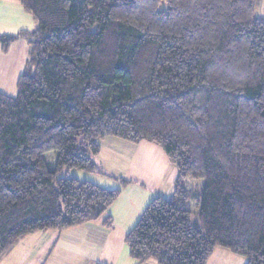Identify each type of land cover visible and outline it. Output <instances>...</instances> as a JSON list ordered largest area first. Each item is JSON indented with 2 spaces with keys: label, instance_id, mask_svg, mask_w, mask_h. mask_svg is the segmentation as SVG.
I'll use <instances>...</instances> for the list:
<instances>
[{
  "label": "trees",
  "instance_id": "trees-1",
  "mask_svg": "<svg viewBox=\"0 0 264 264\" xmlns=\"http://www.w3.org/2000/svg\"><path fill=\"white\" fill-rule=\"evenodd\" d=\"M18 1L35 27L0 34L5 52L29 46L17 95L0 91V261L28 234L106 214L121 189L69 173L126 185L98 168L116 136L155 143L178 170L125 237L137 264H208L217 247L264 264L258 0ZM187 178L204 180L198 214Z\"/></svg>",
  "mask_w": 264,
  "mask_h": 264
},
{
  "label": "crops",
  "instance_id": "crops-1",
  "mask_svg": "<svg viewBox=\"0 0 264 264\" xmlns=\"http://www.w3.org/2000/svg\"><path fill=\"white\" fill-rule=\"evenodd\" d=\"M2 2L22 12L16 5L18 3L23 8L18 0H0V4ZM23 10L28 13L24 8ZM26 17L29 19V16ZM11 19L10 24L13 26L18 24V29L3 33H15L21 29L31 30L35 27L33 17L32 26L26 20L25 23L20 24L12 15ZM28 50V42L25 39L11 43L6 52L3 51L0 43V91L12 96L17 95V83L24 72ZM99 144L101 150L97 163L100 168L109 175L129 180L126 185L122 183L118 185L119 181L116 182V179L103 175L117 184H110L109 188L121 189L120 196L106 214L96 221L62 230L63 233L55 235L53 240L50 234L39 232L36 235H34L36 232L28 234L13 248L14 252L21 253L20 259L13 257L12 249L7 254L12 253V258L7 261L2 259L0 264H36V262L46 264L54 251H58V247L59 251H65V257L77 255L78 258L72 256V260L78 262L87 260V263L91 262V264H113L112 261L103 259L106 243L116 239L113 238V233L118 231L125 240L127 233L134 227L154 197L172 195L178 170L160 146L148 141L134 143L116 136H108ZM107 217L112 220L110 226L104 223ZM40 243L42 244L39 245ZM48 244L49 249L45 248ZM245 262V258H238L231 251L221 248L215 249L208 264H245Z\"/></svg>",
  "mask_w": 264,
  "mask_h": 264
},
{
  "label": "rangeland",
  "instance_id": "rangeland-1",
  "mask_svg": "<svg viewBox=\"0 0 264 264\" xmlns=\"http://www.w3.org/2000/svg\"><path fill=\"white\" fill-rule=\"evenodd\" d=\"M1 4H0V33L7 32V31H10L12 29H18L17 28V27H19L18 24L14 25V26L10 24L11 20H12L11 15L20 24L25 23L24 20H26L27 22H30L29 25H31V26L33 25L34 21L32 19V15L30 13H26L20 4L17 3L16 5L18 6L19 10H21L22 12H19L16 8H12L10 6H7V4L5 2H2ZM256 15L259 17H264V0H258L257 6H256ZM26 16H29V19ZM12 31H14V30H12ZM46 156H47L48 160L54 162L56 160V157H57V152L54 150L50 151L47 153ZM98 168L100 170H102L99 165H98ZM102 171H104V170H102ZM104 172H106V171H104ZM64 174H66V172ZM69 174L77 176L82 180L87 179V180L93 181V182L99 184L100 186H103L106 188L107 187L109 188L110 184L111 185L116 184V183H113L114 181L106 179L103 176V174L99 175L98 173H95V172H87V171H83V170L74 168V169H72V171H70ZM113 179H115V178H113ZM117 181H119L120 183ZM116 182L118 183V185L122 183L120 179H116ZM128 183H129V180H128L127 184ZM203 184H204L203 179H190V178L186 179V185L192 189L191 197H190L189 201L187 202L186 206H187V208L191 209L196 214H198V210H199L198 200L200 198L201 189H202ZM38 232L42 233V234H50L52 236V240L55 239V235H59V234L63 233V231L60 232L58 230H50V231H36V233L35 234L33 233V234L36 235V234H38ZM113 234H114L113 238H116V239L106 243V246L103 249V251H104L103 259H108L109 261H112L113 264H137V262L130 256L129 250L125 244L124 238H122V236L118 233V231L114 232ZM18 243L16 244V246L18 245ZM41 244L42 243H40L39 245H41ZM45 248L49 249V244ZM221 248H224V247H217L216 249L220 250ZM224 249L228 250L226 248H224ZM59 250H60V248L58 247V251L57 252L54 251L53 255L50 258H48L46 264H91V262L87 263V260H82L79 262L77 260H72L73 259L72 256L78 258V256L74 255V254L71 256L68 255L67 257H65V251H63V250L59 251ZM14 251H15V249H13V257L16 259L17 258L20 259V257L22 256L21 253H19V251H17V252H14ZM100 254L102 256V253H100ZM11 255H12V253H10L9 255L4 257L3 260L7 261L8 259H11L12 258ZM217 256H218V254H216V257ZM235 256H238V258L239 257L244 258L241 255L235 254ZM149 263L157 264L156 261L153 259L147 263H144V264H149ZM36 264H37V262H36Z\"/></svg>",
  "mask_w": 264,
  "mask_h": 264
}]
</instances>
